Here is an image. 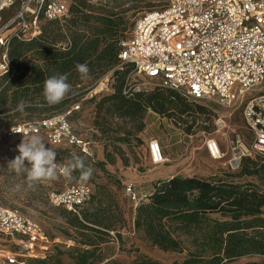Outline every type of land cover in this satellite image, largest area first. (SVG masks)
<instances>
[{
    "label": "trees",
    "instance_id": "obj_1",
    "mask_svg": "<svg viewBox=\"0 0 264 264\" xmlns=\"http://www.w3.org/2000/svg\"><path fill=\"white\" fill-rule=\"evenodd\" d=\"M40 28L35 37H14L10 41L9 57L16 72L0 78L3 137L11 138L5 136L6 131L21 123L66 112L108 74L113 83L110 90L98 93L93 125L114 150L108 151L106 144L105 161L96 162L77 146L50 145L76 149L86 166L95 163L103 170L107 164H114L117 157L124 166L128 165V159L121 155V147L116 144L130 146L131 133H122L118 121L131 122L136 132H142L147 114L154 112L181 125L185 134L190 135L197 116L207 114L197 101L172 88L154 86L125 93L133 66L119 58L126 24L121 13L113 8L76 0L67 17L42 19ZM78 63L88 66L90 79L80 78ZM55 74L67 75L72 91L60 104L49 106L42 95L43 84ZM22 99L31 107L24 114L6 116ZM90 100L96 99L93 96ZM75 173L80 176L79 171ZM82 209L80 215L70 211L73 216L67 220L69 228L77 234L73 240L80 246L67 250L57 247L31 264H66L65 255L73 264H165L147 255L129 262L106 257L103 246L113 240L111 232L115 231L117 239L122 240L116 227L121 219L111 206ZM133 227L143 241L161 251L182 255L171 264H229L242 257L261 258L245 264H264V155L244 156L237 169H226L207 178L175 175L156 180L151 193L136 206Z\"/></svg>",
    "mask_w": 264,
    "mask_h": 264
},
{
    "label": "built area",
    "instance_id": "obj_2",
    "mask_svg": "<svg viewBox=\"0 0 264 264\" xmlns=\"http://www.w3.org/2000/svg\"><path fill=\"white\" fill-rule=\"evenodd\" d=\"M68 15L65 0H0V78L16 72L9 57L12 38L35 37L41 32L42 19L61 20ZM120 44L122 63H131L133 72L147 79L136 82L129 75L125 93L159 86L175 89L194 101L238 110L251 135L250 144L236 134L223 151L219 141L210 138L205 143L208 154L222 159L230 152L232 170L244 156L264 155V0H165L159 9L141 17L131 36ZM108 88V81L102 78L87 97ZM79 108L77 104L62 114L21 123L8 129L5 136L28 134L29 126H34L47 144L77 146L90 155V143L70 122ZM147 149L152 164L166 162L159 139H150ZM126 191L133 196V185H127ZM91 195V185L77 180L60 191H50L48 199L53 206L80 215ZM0 237H8L32 253L35 247L46 248L41 241L48 243L34 220L1 204ZM27 258L0 245V264H29Z\"/></svg>",
    "mask_w": 264,
    "mask_h": 264
},
{
    "label": "rangeland",
    "instance_id": "obj_3",
    "mask_svg": "<svg viewBox=\"0 0 264 264\" xmlns=\"http://www.w3.org/2000/svg\"><path fill=\"white\" fill-rule=\"evenodd\" d=\"M65 1L70 7L76 0ZM88 2L97 6L106 5L107 8H113L114 11L120 12L126 24V37L124 39L126 40L131 36L136 22L145 14L159 9L165 3V0H88ZM129 75L136 82L147 81L144 76L133 72V69L129 71ZM106 76L104 80L108 81L110 90L113 79L110 74ZM146 88L150 89L152 86L147 85ZM88 94L79 102L80 108L72 113L70 122L84 141L96 142L103 148L108 144V151H113L114 148L107 138L102 136L100 131L93 125L95 102L99 99L100 94L97 93L94 96L96 100H90L91 98L87 97ZM196 103L203 106L207 110V114L197 116L198 119L194 124L192 134H185L181 125L172 123L169 119L160 117L154 112V114H151L153 119H148V124L151 125L150 129L152 130H148V134L145 133L147 116L144 120L145 129L142 132H136L131 122L118 121L122 127V133L125 131L131 133L128 136L130 146L116 144L121 147V155L128 159V165L124 166L123 161L118 157L114 164H107L103 170L96 166L97 164L91 162L94 163L91 164L93 174L85 182L91 185L92 195L90 201L83 206L82 210L86 208L92 210L93 207L99 205H103V207L111 206L112 210L121 219L116 227L121 233L122 240L117 239L115 231L111 232L113 240L103 246L106 257L129 262L140 255H147L165 264L180 260L182 255L159 250L157 247L143 241L134 230L135 209L141 198L151 191L153 183L156 181H151V179H155L154 175L156 173L157 178L172 174L207 178L219 174L223 170L230 169L228 164L230 152L222 159H213L208 154L205 143L210 138L219 141L223 151H226L236 134H240L245 142L250 144L251 135L244 127L240 111H232L214 102L197 101ZM191 121L189 119V122ZM115 123H117V120L113 125ZM173 134L180 135L181 139H176V137L171 139L170 136ZM160 135L163 136V141L159 139ZM1 136L0 132V204L17 209L34 220L46 235L48 243H42L41 241L39 244H46V248L35 247L33 253L8 237H0V245L12 251L26 254L29 264L34 259L43 258L52 253L57 247L67 250L69 247L80 246L73 240L77 234L67 224V220L73 216V213H70L66 208L53 206L48 199L50 191H60L66 185L81 180L80 176L77 177L74 171L72 178L67 179L60 173L57 180L43 182L35 188L28 189L26 176H17L7 169L8 162L19 154L17 146L21 143L23 137L5 138ZM153 138L159 139L163 146L167 160L162 165H154L150 160L146 142ZM45 146L51 148L46 141ZM54 148L57 153L56 161L66 160L68 162L73 154L80 156L76 149L70 151L60 147ZM117 154L118 152L115 155ZM95 161L97 162L96 159ZM18 184L22 185L20 190L16 188ZM129 184L133 185V196L127 194L126 186ZM67 232L69 234H66ZM64 261L66 264H73V261L67 255L64 256ZM258 261H261V258L242 257L229 264H245Z\"/></svg>",
    "mask_w": 264,
    "mask_h": 264
},
{
    "label": "clouds",
    "instance_id": "obj_4",
    "mask_svg": "<svg viewBox=\"0 0 264 264\" xmlns=\"http://www.w3.org/2000/svg\"><path fill=\"white\" fill-rule=\"evenodd\" d=\"M76 70L80 78L90 79V69L86 64L78 63ZM65 74H55L48 77L43 84L42 95L49 106L60 104L65 100L72 91V85L67 82ZM31 107L26 100H20L16 107L9 110L6 114L15 115L16 113L24 114L25 110ZM13 132H17L12 128ZM45 138L39 134L38 129L29 126L28 134H23L21 143L17 146L18 155L8 162L7 169L14 172L17 176H26V185L28 189L35 188L37 185L57 180L62 172L67 179L72 178L74 171L80 172V179L87 181L93 174V169L86 166L82 157L73 154L72 158L64 165L56 162V151L54 147L45 146ZM48 143L51 144L49 140ZM22 185H16L20 190Z\"/></svg>",
    "mask_w": 264,
    "mask_h": 264
},
{
    "label": "crops",
    "instance_id": "obj_5",
    "mask_svg": "<svg viewBox=\"0 0 264 264\" xmlns=\"http://www.w3.org/2000/svg\"><path fill=\"white\" fill-rule=\"evenodd\" d=\"M151 114H154L153 112H149L148 113V115H147V118H146V120H147V129L145 130V133L146 134H148V130H150V131H152L151 129H150V127H151V125L150 124H148V119H153V117H152V115ZM153 124V123H152ZM80 135V134H79ZM178 136V137H177ZM189 136V135H188ZM80 137H81V135H80ZM171 137V139H172V137H176V139L177 138H180V135H178V134H173L172 136H170ZM82 138V137H81ZM83 139V138H82ZM159 139L161 140V141H163L164 140V138H163V136L162 135H160L159 136ZM181 139V138H180ZM84 140V139H83ZM85 141H87V142H89L90 143V151H91V156L93 157V158H95L96 160H98V161H105V151H104V148L101 146V145H98L96 142H93V141H90V140H85ZM176 141H178V140H176ZM146 144H147V146H148V141L146 142ZM148 150V149H147ZM162 165V164H161ZM107 166V165H106ZM175 175H177V174H172V175H170V176H161V177H159V178H157V173H156V175H154V178L155 179H151V181H153V180H158V179H167V178H170V177H172V176H175ZM152 188H153V186H152ZM151 191H152V189H151ZM151 191L149 192V193H151ZM149 193H147V194H149ZM146 194V195H147ZM145 195V196H146Z\"/></svg>",
    "mask_w": 264,
    "mask_h": 264
}]
</instances>
